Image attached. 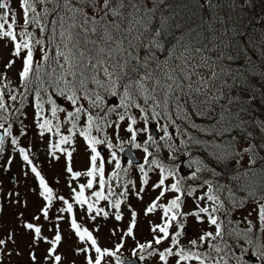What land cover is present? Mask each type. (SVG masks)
Instances as JSON below:
<instances>
[{
    "label": "snow or ice",
    "instance_id": "obj_1",
    "mask_svg": "<svg viewBox=\"0 0 264 264\" xmlns=\"http://www.w3.org/2000/svg\"><path fill=\"white\" fill-rule=\"evenodd\" d=\"M15 2L19 17L13 0H0V40L11 45L12 57L4 68L21 61L18 88L11 87L6 71L0 72V153L6 138H11L10 144L38 181L33 191L44 201L31 221L23 213L18 217L31 235V264H65L59 251L64 239L60 221L69 224L77 240L73 254L83 257V264H250L252 258L264 264V120L252 121L249 130L240 117L243 106L256 99L248 77H259L260 83L264 70L249 72L238 64L242 50L231 42L223 48L185 47L179 53H162L159 37L169 18L161 16L159 29L150 26L164 0ZM208 3L211 6L212 0ZM193 53L199 54L198 60ZM234 92L252 94L245 99ZM26 104L33 109L39 136H49L50 158L65 159L68 198L56 195L30 158L31 149L21 146L13 134L19 119L14 114L24 115ZM233 107L238 112L233 113ZM20 123V135H26ZM153 127L162 133L158 138ZM234 127L238 135H231ZM122 132L127 133L126 140ZM81 139L87 166L75 170L74 153ZM125 145L140 150L143 162L134 163L129 153L124 166L118 152H124ZM177 153L188 158L183 166L176 163ZM106 165H112L110 171ZM215 165L227 172L226 182ZM131 171L138 172L136 179L130 178ZM81 177L86 182L74 186ZM149 189L158 194L143 214L147 218L159 212L160 222L148 219L151 239L141 241L135 233L139 214L126 202L130 196L143 202ZM54 201L63 206L49 239L40 221L42 217L52 222ZM101 202L106 203L100 206ZM22 203L27 207L26 201ZM122 205L130 220L126 229H112L113 237L119 233L112 247L102 246L93 234L99 225L90 230L78 222L74 210L83 209L92 222L98 217L119 222L125 218ZM189 223L195 234L185 240ZM128 240L134 246L125 258ZM42 242L48 245L43 260L34 250ZM9 243H16L15 232L0 238V264L5 255H12Z\"/></svg>",
    "mask_w": 264,
    "mask_h": 264
},
{
    "label": "rangeland",
    "instance_id": "obj_2",
    "mask_svg": "<svg viewBox=\"0 0 264 264\" xmlns=\"http://www.w3.org/2000/svg\"><path fill=\"white\" fill-rule=\"evenodd\" d=\"M206 1L205 13L207 14L209 20V33H210V46L211 49L213 46H219L223 48L225 44L229 42L234 45H238L239 49L242 50L241 59L238 61V64H244L245 69L249 72H260L264 70V0H251L250 3H244V0H212L211 6ZM13 7L18 13L19 17V7L13 0ZM6 41L0 40V72H7L8 79L11 81V87L18 88V72L21 68V61L17 60L16 64L11 69H5L4 64L12 58L10 56L11 45L5 46ZM237 49H233L236 51ZM39 51L37 50L36 56L39 58ZM209 55H215V53L209 52ZM259 77L249 76L247 83L251 84L260 91L261 97L264 98V80H260V83H256V80ZM234 95L239 94L245 99L252 93L243 92V93H233ZM19 100V95H18ZM18 102L14 107H18ZM255 108H258L261 105L256 99L251 103ZM25 114L18 115L19 123H14L13 134L16 135L20 142L21 146L30 148V158L33 159L34 164L37 165L41 174L45 176L46 180L49 182L50 186L53 187L54 192L57 196L64 195L68 198L70 189L67 187L68 176L64 172L65 168V159L62 156L59 161L52 160L48 154V139L49 136L40 137L38 134V129L34 124L33 109L26 104L25 108L22 110ZM258 111L261 113V110L258 108ZM264 112V110H263ZM15 116V114H14ZM264 120V116L261 118ZM20 121H23V130L26 135H20V130L22 125ZM170 131H173L170 129ZM152 134L154 132L152 130ZM157 138L162 133L157 132ZM123 139H127V133H121ZM155 136V135H154ZM259 137V136H257ZM143 135L138 139L143 140ZM11 138H6L4 151L0 153V238L7 236L9 232H15V244L9 243L8 250L12 252V255H5L3 257V264H31L29 259V245L32 243L31 235L26 233L24 229L20 226L19 223V214L23 213V218L26 220H32V217L35 214L39 213V209L44 203L43 199L39 197L34 189L38 188V181L24 161L20 157L19 153L14 149L10 144ZM125 147H130V145H125ZM84 144L81 139L77 152L74 153V168L75 170H83L87 166V156L84 151ZM103 154L107 157V149H104L101 146ZM134 153V163H141L142 153L140 150L131 148ZM183 151V149H181ZM118 155L121 158L122 164L126 166V161L128 158H124L121 152H118ZM166 156L167 153L165 152ZM179 157L176 163L183 164L187 162V157L180 156V153H177ZM9 159L12 160V163L9 164ZM143 162V160H142ZM167 162V161H166ZM112 165H106V170L110 171ZM184 171L187 172L189 169L184 168ZM28 172V175L24 173ZM138 172L131 171L129 173L130 178L136 179ZM153 180L156 179L155 174H150ZM14 178V181H12ZM127 178V177H126ZM80 182H86V178L81 177L79 181L74 182V186ZM9 193H13L12 196H9ZM18 194V195H16ZM90 194L86 192V195ZM157 192L148 190L144 196V201L141 202L137 200L134 196H130L126 203L132 205V207L137 211L138 215V227L135 230L137 239L144 241L146 239H151L148 219H152L153 222L159 223L160 213L153 214L150 217H145L143 210L147 203L151 201L156 195ZM19 200L21 203H17ZM27 202V207L23 206V203ZM106 202H101L100 206H104ZM62 203L59 201H54L53 209L50 211V216L52 222L44 221L41 217L40 223L42 224L43 235L52 238L54 235V224L55 216L58 213V208L62 207ZM189 202V208L191 207ZM74 210L78 211L79 215L77 217L78 222L82 223L84 226L88 227L90 230L99 225V232L93 231V234L98 238V242L105 247H112L114 243L117 242L119 238V233L116 237L111 235L113 228L117 229H126L128 222L130 220V215L125 206L122 205V211L124 212L125 218L122 221H115L114 217H110L107 220H104L102 217H98L95 222L89 220L86 216L83 215V209H77L74 206ZM106 210L111 211L106 208ZM188 210V209H185ZM68 216L67 213L64 214ZM243 215H247V211L243 212ZM255 213H253L254 218ZM35 222V221H32ZM62 228V235L64 237L62 245L59 248L60 253L65 257V264H71L75 260L76 264H83V257H77L73 254V249L77 245V240L74 234L70 233L69 224L66 221H60ZM49 229H53L49 231ZM186 231L190 234L188 237H185V240L191 238V235L195 234V229L192 224L189 223ZM167 243V242H166ZM134 246V243L131 240L127 242V248L123 251V256L128 258L131 256L130 249ZM48 245L46 243H41L39 247L34 250L43 260L45 251ZM20 254L17 255L16 253ZM250 261V264H256L255 258ZM141 264V262H140Z\"/></svg>",
    "mask_w": 264,
    "mask_h": 264
},
{
    "label": "trees",
    "instance_id": "obj_3",
    "mask_svg": "<svg viewBox=\"0 0 264 264\" xmlns=\"http://www.w3.org/2000/svg\"><path fill=\"white\" fill-rule=\"evenodd\" d=\"M205 7L206 1L202 0H164V3L158 5L150 29L156 30L161 27V16L169 18L167 24L163 26V31L159 37L164 46L162 53L173 50L179 53L185 47L190 49H209V20L205 13ZM204 54L209 55V51H205ZM193 55L196 56L197 60L199 59L198 53H193ZM255 89L256 100L261 104L258 107L261 113L258 111V108H255L251 104L244 105L243 107L246 110L240 113V117L249 124V130H252V121L261 120L264 116V98L261 97L260 91L257 88ZM232 112L236 113L238 109L233 107ZM18 115L19 113H15V116ZM17 122L19 123V119L15 121V124ZM197 122L201 123L199 118H197ZM238 134V131L234 127L231 135ZM257 139L259 140V137ZM194 154L197 156L201 155L198 152ZM261 155H264V150L261 151ZM215 166L218 171H221V179L226 182L227 172L222 170L219 165Z\"/></svg>",
    "mask_w": 264,
    "mask_h": 264
},
{
    "label": "water",
    "instance_id": "obj_4",
    "mask_svg": "<svg viewBox=\"0 0 264 264\" xmlns=\"http://www.w3.org/2000/svg\"><path fill=\"white\" fill-rule=\"evenodd\" d=\"M0 132H2V130H0ZM154 134H155V136H156V134H157L156 131H154ZM129 153H131L132 156L134 157V153H133L132 149H131L130 147H125V151L122 152L123 156H124L125 158H129ZM134 159H135V157H134ZM12 181H14V178H13ZM252 260H253V259H252ZM136 264H140V262L137 261Z\"/></svg>",
    "mask_w": 264,
    "mask_h": 264
}]
</instances>
